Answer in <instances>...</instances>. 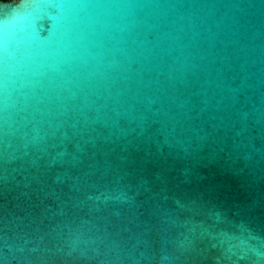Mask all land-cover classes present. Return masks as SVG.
Wrapping results in <instances>:
<instances>
[{"label": "water", "instance_id": "95a60500", "mask_svg": "<svg viewBox=\"0 0 264 264\" xmlns=\"http://www.w3.org/2000/svg\"><path fill=\"white\" fill-rule=\"evenodd\" d=\"M0 264H264V0H0Z\"/></svg>", "mask_w": 264, "mask_h": 264}]
</instances>
